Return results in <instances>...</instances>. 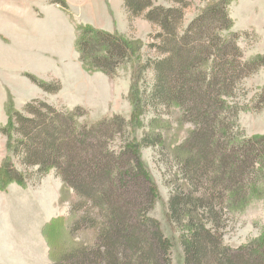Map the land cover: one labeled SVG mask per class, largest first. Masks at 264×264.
Here are the masks:
<instances>
[{
  "label": "trees",
  "instance_id": "obj_1",
  "mask_svg": "<svg viewBox=\"0 0 264 264\" xmlns=\"http://www.w3.org/2000/svg\"><path fill=\"white\" fill-rule=\"evenodd\" d=\"M172 2L181 6L153 8L151 0H123L130 18L145 14L147 21L161 27L154 49L164 55L149 61L155 77L146 98L134 79L127 126L142 127V105L155 103L182 111L176 132L183 124L193 125L186 141L179 144L176 137L171 141L175 145L166 146L173 168L181 170L173 184L168 218L183 235L184 264H264V233L236 250L224 246L219 234L229 215L245 211L252 200H264V135L246 137L238 122V104L229 100L246 71L264 65V56L243 62L239 34L225 35L233 25L228 9L232 0L209 2L182 34L176 29L185 0ZM58 4L68 12L64 0ZM141 45L90 24L75 26V51L90 74L114 76ZM27 76L45 93L62 89L60 83ZM259 107H264V89L258 107L251 109ZM5 111L0 191L14 183L28 187L51 171L62 181L57 205L67 206V212L43 229L52 264H170L173 242L144 214L151 200L124 199L121 190L130 185L139 189L133 180L138 177L143 185L151 181L149 195L157 194L141 149L161 145L162 135L172 131L169 123L150 121L151 133L156 123L161 131L128 142L124 159L112 146L126 126L118 117L85 123L82 107L58 109L41 99L17 110L10 94ZM131 153L139 174L125 170L123 160L127 162ZM216 172L221 176H214Z\"/></svg>",
  "mask_w": 264,
  "mask_h": 264
},
{
  "label": "rangeland",
  "instance_id": "obj_2",
  "mask_svg": "<svg viewBox=\"0 0 264 264\" xmlns=\"http://www.w3.org/2000/svg\"><path fill=\"white\" fill-rule=\"evenodd\" d=\"M59 1L0 0V126L7 122L5 105L9 94L12 95L17 110H22L33 99L44 100L58 109L73 110L80 106L87 113L83 119L85 123L109 117H118L120 122H125L126 126L120 129L112 143L118 158L123 156L125 159L124 154L130 151L126 147L128 142L140 141L144 135L152 137L161 131L156 123L155 130L151 133V129H147L150 121L157 119V122H163L164 125L169 123L172 131L164 133L160 139L164 147L158 145L141 149L143 162L156 186L157 194L149 195L151 181L143 185L138 177L133 180L140 186L139 189L130 185L121 190L124 199L151 200L144 213L146 218L157 222L163 236L173 242L169 252L170 264H184L181 243L183 235L168 218L169 202L175 190L173 184L178 180L176 176L180 175L181 170L173 168L171 154L169 155L166 146L175 145L171 141L176 137L179 144L186 141L193 125L183 124L179 127V132H176L175 122L182 111L178 107L155 103L154 106L142 105V127L134 130L127 126L132 112L130 94L134 79H137L139 92L146 98L152 90L155 77L149 61L164 57L154 49V44L160 42L155 36L162 32L161 27L147 21L145 14L130 18L125 9L126 18L120 22V28L115 27L112 32H117L133 43H142L138 53L130 56L112 77L101 72L90 74L83 69L75 51V26L89 24L96 13L93 10L97 9L98 0H64L68 12L63 11ZM108 1L110 2H102V5L106 3L114 9L119 5L118 0ZM151 1L153 8L181 6L172 0ZM211 1L213 0H185L183 16L176 33L182 34L199 15L200 10ZM228 9L233 25L225 35L239 34L241 60L248 62L257 56H264V0H232ZM144 65L146 68L139 67ZM247 73L239 80L235 93L229 100L238 104L241 130L246 137L251 138L264 135V107H259L260 110L251 109L258 107V98L264 89V65L255 70L251 68ZM27 74L48 84L60 83L62 89L57 94L45 93ZM0 142L1 148H5L6 138L1 134ZM130 155L127 156V162L123 160L125 170L131 174H139L135 168V157L132 153ZM213 174L221 176L218 172ZM40 182L33 181L32 185ZM229 216L219 230L223 245L228 248H242L264 233L263 199L252 200L245 211Z\"/></svg>",
  "mask_w": 264,
  "mask_h": 264
},
{
  "label": "crops",
  "instance_id": "obj_3",
  "mask_svg": "<svg viewBox=\"0 0 264 264\" xmlns=\"http://www.w3.org/2000/svg\"><path fill=\"white\" fill-rule=\"evenodd\" d=\"M104 1L110 2L98 0L89 24L112 32L126 18L124 3L118 0L114 9L102 5ZM5 149L0 142V163ZM61 187V179L51 171L39 184L22 187L14 183L0 191V264H52L43 229L67 212L66 206L57 205Z\"/></svg>",
  "mask_w": 264,
  "mask_h": 264
}]
</instances>
